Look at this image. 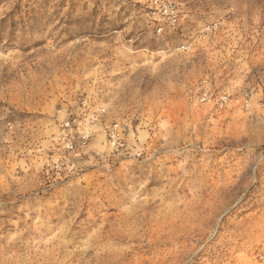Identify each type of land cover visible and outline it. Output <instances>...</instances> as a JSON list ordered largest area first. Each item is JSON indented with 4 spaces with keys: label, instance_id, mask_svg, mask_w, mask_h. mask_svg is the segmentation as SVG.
I'll use <instances>...</instances> for the list:
<instances>
[{
    "label": "rangeland",
    "instance_id": "374dc122",
    "mask_svg": "<svg viewBox=\"0 0 264 264\" xmlns=\"http://www.w3.org/2000/svg\"><path fill=\"white\" fill-rule=\"evenodd\" d=\"M0 264H264V0H0Z\"/></svg>",
    "mask_w": 264,
    "mask_h": 264
},
{
    "label": "built area",
    "instance_id": "2783aa9c",
    "mask_svg": "<svg viewBox=\"0 0 264 264\" xmlns=\"http://www.w3.org/2000/svg\"><path fill=\"white\" fill-rule=\"evenodd\" d=\"M211 83L207 80L203 81L202 83V95H201V102L205 103L209 99V95L211 94ZM226 100V99H224ZM82 104L89 108L90 107V101L89 99H85L82 101ZM87 111V110H86ZM105 111L99 110L93 114H89L86 118L88 122L87 124L85 122H80L75 119L68 120L65 124L67 129H72V126H74L76 123H78L77 129L79 130L80 136L83 138L84 141H87L91 138L93 134V129L91 125H95V123L99 120V117L101 114H103ZM89 117V118H88ZM104 133L107 138L108 146L111 150V152L116 155L117 157H123V156H129L134 155L137 157H140L142 153L139 150L133 149L128 144V137H127V131L126 129L120 124V123H112L104 128ZM66 149L72 150L74 147V141L71 139H65L64 143Z\"/></svg>",
    "mask_w": 264,
    "mask_h": 264
}]
</instances>
